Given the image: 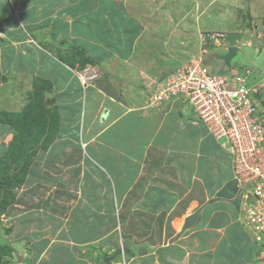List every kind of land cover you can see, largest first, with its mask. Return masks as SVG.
Masks as SVG:
<instances>
[{
    "label": "crops",
    "instance_id": "0c3cea01",
    "mask_svg": "<svg viewBox=\"0 0 264 264\" xmlns=\"http://www.w3.org/2000/svg\"><path fill=\"white\" fill-rule=\"evenodd\" d=\"M36 1L23 6L22 18L45 36L51 28L59 39L52 46L63 59L52 68L60 73L55 104L59 117L67 120H59L63 141L51 144V154L59 145L64 150L63 157L50 159L48 187L38 191L44 199L23 214L31 224L28 242L36 247L27 244L21 257L15 251L19 248L13 249L15 257L22 264H106L120 250L128 264H258L257 248L240 223V192L226 152L180 106L141 111L149 79L139 73L154 66L135 71L141 67L140 50L133 60L130 45L150 35L147 27L167 12L166 0H99L101 7L98 0ZM64 1L68 3L60 7ZM186 25L179 28L181 35L176 27L167 31L168 64L175 61L171 53L189 45ZM131 26L137 33L126 41ZM195 27L191 36L199 45ZM212 42L223 52L210 51L204 63L225 73L220 58L227 48ZM29 43L22 48L50 60ZM187 57L179 66L169 64L168 73L188 62ZM80 72L89 77L85 85ZM45 83L31 80L36 89ZM9 238L12 244L24 240L14 232ZM118 263L117 255L110 264Z\"/></svg>",
    "mask_w": 264,
    "mask_h": 264
},
{
    "label": "rangeland",
    "instance_id": "374dc122",
    "mask_svg": "<svg viewBox=\"0 0 264 264\" xmlns=\"http://www.w3.org/2000/svg\"><path fill=\"white\" fill-rule=\"evenodd\" d=\"M32 1L0 0V112L6 113L4 119L0 118V209L4 207V211L0 212V246L7 249L0 253V264H22V258L19 260L17 256L15 257L13 249L19 248L15 250L16 255L20 252L24 255L27 244L29 248L36 247L28 242L31 224L23 214L27 209L32 210L37 201L44 199L43 196H38V191L46 190L48 187L49 181L46 178L50 177V174L46 170L49 168L51 171L49 166L53 160L50 159H56L57 155L64 150V147L59 145L55 149L58 152L51 154L54 150L51 144L57 146L63 141L58 137L61 131L59 120L61 119V123L67 120L62 116L59 117L58 107L55 104L58 94L54 89L55 80L60 77V73L53 71L52 68L54 63L61 64L63 59H59V54L56 56L57 52L53 51L52 46L58 45L59 39L52 36L51 28L46 30L45 36L38 26L33 27L24 21L23 6L35 3ZM148 1L150 0H145L144 4ZM159 1L163 0H158L157 3ZM36 2L38 3V0ZM66 3L68 2H60L59 6H65ZM97 3L100 7L102 6L99 0ZM145 8L143 7L141 11ZM163 8H165L164 12H167L163 14L162 19L156 20L147 27L148 31L152 29L150 35H145L142 40L137 39L134 45L132 43V46L130 45L131 59H135L134 51L140 50L138 54L141 56V62L139 61L141 67L134 63L135 71L148 66L149 63L154 66V68L152 65L149 66L151 68L146 67L141 70L142 73H139L140 76L149 79L147 85L154 87L156 84L170 80L172 73L168 72H172L174 64L179 66L184 63L187 56L191 57L193 54L197 56L202 49L206 50L204 59L208 54L211 55L212 50L223 52L216 45L212 49V40L222 39L225 33L233 32V30L242 33L243 39L239 44L240 53L231 62L230 69L233 68L232 70L237 72L245 69L253 70L251 82L256 80L257 72L262 71L259 78L261 83H264V41L261 39L264 36V0H166ZM31 11L33 12L34 9ZM53 16L56 17L57 14L51 15L52 19ZM34 17L37 21L38 14L36 13ZM53 22L58 23L59 20ZM46 23L42 24L46 25ZM183 24H187L186 30L189 29V36L186 39L189 45L185 47L186 51L176 49L178 51L171 53L175 59L174 64L169 63L172 65L171 68L166 62L168 53L163 44L168 42L167 31L175 27L181 29ZM5 26H7V32L3 30ZM193 26H196V33L200 34L198 38L200 46L195 42V37L191 36L194 33ZM180 29L177 30L179 35H181ZM13 30H16V33H13ZM57 32L58 30L54 31V33ZM135 33L137 31L135 32L131 26L124 39L132 41ZM4 37L8 38V43L2 42ZM171 39L174 42L178 41L175 36ZM205 39H207V45L201 49V41ZM25 42L37 51L36 54L50 57V60L43 61L40 55H34L35 52L23 49L22 43ZM5 44L7 45L4 47L5 51L1 52V47ZM222 45L227 46L225 42ZM177 60L180 63L176 62ZM225 70L229 71L228 68ZM166 72L168 75L164 76ZM33 79L46 80L42 89L37 88L39 92L31 84ZM37 85L40 84L37 83ZM179 104L180 100H177L174 103L169 101L165 105L179 108ZM142 106L144 107L145 104L142 103ZM182 108L183 106H180L179 110ZM158 109L161 108H147V112ZM24 111L29 112L27 118L23 116ZM181 112L194 122L188 110H181ZM9 163H12L14 167L12 168ZM6 166L8 170H5ZM231 170L232 165H230ZM11 173H16L17 179L7 183L5 180ZM12 232L22 236L25 241L16 240L12 244L9 238ZM7 256H12V261L7 259Z\"/></svg>",
    "mask_w": 264,
    "mask_h": 264
},
{
    "label": "built area",
    "instance_id": "2783aa9c",
    "mask_svg": "<svg viewBox=\"0 0 264 264\" xmlns=\"http://www.w3.org/2000/svg\"><path fill=\"white\" fill-rule=\"evenodd\" d=\"M207 42L201 41V49ZM205 49L172 73L170 80L147 85L145 106H179L202 125L228 155L232 178L240 192L241 225L257 248L256 261L264 264V83L251 82L253 71L229 70L219 74L204 63ZM82 85L88 81L79 76ZM118 264H128L121 256Z\"/></svg>",
    "mask_w": 264,
    "mask_h": 264
},
{
    "label": "water",
    "instance_id": "95a60500",
    "mask_svg": "<svg viewBox=\"0 0 264 264\" xmlns=\"http://www.w3.org/2000/svg\"><path fill=\"white\" fill-rule=\"evenodd\" d=\"M243 39V34L240 32H229L224 35L223 41L227 44V50L225 55L221 57V60L226 65V67H230L231 62L235 60L239 53V44ZM262 41H264V36L262 37ZM261 74V71H258V75ZM120 255V250H117L113 256L106 259V264H110V262L115 258V256Z\"/></svg>",
    "mask_w": 264,
    "mask_h": 264
},
{
    "label": "trees",
    "instance_id": "16d2710c",
    "mask_svg": "<svg viewBox=\"0 0 264 264\" xmlns=\"http://www.w3.org/2000/svg\"><path fill=\"white\" fill-rule=\"evenodd\" d=\"M23 114H24L23 116H25V118H27V117L29 116V112H28V111H27V112L24 111ZM5 115H6V113H5L4 111H3V112H0V118L3 117V119H4ZM23 118H24V117H23ZM9 164L12 165V168L14 167V165H13L12 163H9ZM5 170H8V169H7V166H6ZM15 179H17V178H16V173H11V174L8 176V179L6 178L5 181L8 183L10 180L13 181V180H15ZM2 211H4V207L0 209V212H2ZM244 232H245V231H244ZM245 235H246V233H245ZM246 237H247V235H246ZM247 238H248V237H247ZM4 250H7V249H5L4 247H1V246H0V253L3 252ZM6 252H7V251H6Z\"/></svg>",
    "mask_w": 264,
    "mask_h": 264
},
{
    "label": "clouds",
    "instance_id": "9594fccd",
    "mask_svg": "<svg viewBox=\"0 0 264 264\" xmlns=\"http://www.w3.org/2000/svg\"><path fill=\"white\" fill-rule=\"evenodd\" d=\"M225 34H226V33H225ZM225 34H224V35H225ZM262 37H263V36H262ZM262 37H261V39H262ZM223 38H224V36L222 37V39L216 38V40H217V42H218L219 45H220L221 43H222V44L224 43ZM208 39H209V37H208ZM214 39H215V38H214ZM214 39H213V40H214ZM206 40H207V39H205V41H206ZM220 40H222V42H221ZM218 44H217V45H218ZM222 44H221V45H222ZM212 45H216L215 42H213ZM226 45H227V44H226ZM226 48H227V46H226ZM226 50H227V49H226ZM204 60H205V59H204ZM220 60H221V58H220ZM221 61H222V60H221ZM222 62H223V61H222ZM224 65H225V64H224ZM207 67H208V65H207ZM208 68H209V67H208ZM227 68H228V67H227ZM228 70H232V69H230V67H229ZM252 71H253V70H252ZM261 73H262V71H261ZM219 74H220V73H219ZM258 76H259V75H258ZM258 76H256L257 78H256L255 81H257V80H261ZM251 77H252V76H251ZM255 81H253V82H255ZM263 106H264V102H263ZM141 111H144V110L141 109ZM122 255H123V254L121 253V254L119 255V257H121Z\"/></svg>",
    "mask_w": 264,
    "mask_h": 264
},
{
    "label": "bare ground",
    "instance_id": "6f19581e",
    "mask_svg": "<svg viewBox=\"0 0 264 264\" xmlns=\"http://www.w3.org/2000/svg\"><path fill=\"white\" fill-rule=\"evenodd\" d=\"M81 81V80H80Z\"/></svg>",
    "mask_w": 264,
    "mask_h": 264
}]
</instances>
